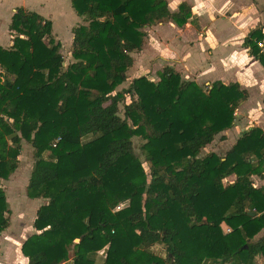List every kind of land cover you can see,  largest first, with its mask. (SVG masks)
I'll use <instances>...</instances> for the list:
<instances>
[{
	"label": "trees",
	"instance_id": "1",
	"mask_svg": "<svg viewBox=\"0 0 264 264\" xmlns=\"http://www.w3.org/2000/svg\"><path fill=\"white\" fill-rule=\"evenodd\" d=\"M72 6L87 25L73 29L67 67L52 22L23 8L9 27L12 46L0 47V235L10 212L2 181L16 172L25 140L35 151L28 196L48 200L22 244L26 264H96L103 250V264H251L264 254V240L253 242L264 229V187L251 180L264 169V135L245 133L224 157L202 155L234 127L245 92L184 81L172 68L158 82L140 77L117 91L142 50L144 29L166 20L183 26L191 9L171 13L166 0ZM261 31L245 45L258 50ZM231 175L236 181L224 184ZM155 245L164 258L151 252Z\"/></svg>",
	"mask_w": 264,
	"mask_h": 264
},
{
	"label": "crops",
	"instance_id": "2",
	"mask_svg": "<svg viewBox=\"0 0 264 264\" xmlns=\"http://www.w3.org/2000/svg\"><path fill=\"white\" fill-rule=\"evenodd\" d=\"M72 1L0 0V47L7 49L12 46L14 36L9 27L16 10L23 8L51 21L55 42L61 44L62 50L65 46L67 50L71 49L65 40L55 34L54 23L70 16L76 20L75 25L71 22L66 25L68 32H72L67 34V42L73 43V29L87 23L84 17L77 14ZM166 1L171 13L179 12L180 6L186 4L191 9L192 17L183 26L166 20L146 27L144 32L147 36L142 50L132 54L134 64L127 72V81L149 74L152 77L165 68H172L183 80L194 81L200 86L207 87L213 83L238 85L245 92V98L237 104L234 127L218 135L207 149L214 152V148L230 150L245 133L255 129L264 135V55L253 48L254 43L252 47L245 45L253 30H264V0ZM2 28L9 34L7 42L1 41ZM236 178V175H231L224 184H232ZM251 180L255 188H263L264 169L260 174L252 175ZM39 200L42 204L48 202L46 199ZM221 226L227 233L229 227L224 223ZM260 240H264V229L253 242ZM157 247L163 251L162 245ZM161 253L155 255L163 257ZM105 259L106 250L95 255L96 264H103ZM206 264L246 263L235 259L225 263L208 261ZM251 264H264V254L256 255Z\"/></svg>",
	"mask_w": 264,
	"mask_h": 264
},
{
	"label": "rangeland",
	"instance_id": "3",
	"mask_svg": "<svg viewBox=\"0 0 264 264\" xmlns=\"http://www.w3.org/2000/svg\"><path fill=\"white\" fill-rule=\"evenodd\" d=\"M68 22H71V24L75 25L76 20H74L70 16L69 18H66V20H60V22L57 24L54 23L55 34H57L58 37H60L61 39L65 40L67 45L71 47V49L68 48L67 50V46H65V49L61 50L65 61V67H67L70 63L74 61L72 55H70V51H72V42H67V39L69 40L67 34L72 33L71 31L68 32V28L66 27ZM84 22L85 24L87 23L86 20H84ZM8 35L9 34L7 33V31L2 28L1 41L7 42ZM152 77L149 76V80L154 82L159 81L158 75H153ZM133 80L132 78L128 81L126 80L125 83L118 87L117 91L119 92L128 89L131 85L130 83H132ZM184 81L189 80L184 79ZM126 101L128 103L131 102L130 96H127ZM120 110V115L123 117V105H120ZM90 138L91 136L87 137L86 139ZM133 142L135 153L141 159L145 170L149 172L150 165L148 158L141 152V146L143 144V141L140 138L136 137L133 139ZM207 147L203 150L202 155L214 152L213 149H207ZM214 150H216L214 153L220 155L221 157H224L228 152L229 148L228 150H217L214 148ZM34 153L35 151L32 144L23 140L21 155L19 157V165L16 172L10 177L9 180L2 181V187L5 190L7 196L8 209L10 212L6 215L9 220V227L0 235V264L27 263L26 258L22 255L21 247L23 242L28 237L36 233V230L34 229L33 225L37 217V211L42 205H45L40 203L39 199H31L28 196L27 186L35 163ZM48 155L49 153L46 152L45 156L47 157ZM124 204V206L126 207L128 203ZM70 257H73V253H71ZM163 257H165V255Z\"/></svg>",
	"mask_w": 264,
	"mask_h": 264
},
{
	"label": "built area",
	"instance_id": "4",
	"mask_svg": "<svg viewBox=\"0 0 264 264\" xmlns=\"http://www.w3.org/2000/svg\"><path fill=\"white\" fill-rule=\"evenodd\" d=\"M255 44H256V47H257V49L259 50V52H260L262 55H264V30H263V33H262V37H261L260 39L255 40ZM59 141H60V138L57 139V141H56V143L54 144V146H56V144H57ZM124 205H125V204H121L120 206H118V207L116 208L115 211H119V210L125 208ZM262 214L264 215V212H263ZM230 232H231V230L228 229V230H227V233H230ZM160 251L162 252L161 254H162L163 256L166 254V253H165V249L163 248V251H162V249H158L157 245H155V246H153V247L151 248V252H153L154 254H157V253L160 252Z\"/></svg>",
	"mask_w": 264,
	"mask_h": 264
}]
</instances>
